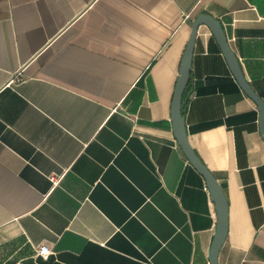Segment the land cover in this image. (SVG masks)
Returning a JSON list of instances; mask_svg holds the SVG:
<instances>
[{
  "label": "crops",
  "instance_id": "crops-1",
  "mask_svg": "<svg viewBox=\"0 0 264 264\" xmlns=\"http://www.w3.org/2000/svg\"><path fill=\"white\" fill-rule=\"evenodd\" d=\"M199 14L264 103V0H0V264H209L215 205L170 115ZM182 114L227 203L217 264H264L257 106L204 25Z\"/></svg>",
  "mask_w": 264,
  "mask_h": 264
},
{
  "label": "water",
  "instance_id": "water-1",
  "mask_svg": "<svg viewBox=\"0 0 264 264\" xmlns=\"http://www.w3.org/2000/svg\"><path fill=\"white\" fill-rule=\"evenodd\" d=\"M190 36L184 49L182 59L179 66L178 78L175 85L173 100L171 104V123L173 127V134L175 139L181 148L188 163L203 177L211 200L215 205V211L217 216V223L215 228V234L209 250V264H217V256L220 248L222 247L228 229L227 223V203L224 193L219 186L217 180L213 174L207 169V167L201 162L196 153L190 147L187 139L186 127L184 123V117L182 114V100L184 92L187 88L190 71L191 60L193 54V47L197 34V29L200 25H204L208 28L212 36L214 37L217 45L219 46L221 53L227 63V66L240 87L243 93L253 101L257 106L258 111V129L262 140L264 141V103L258 97L246 81L239 62L233 52L231 51L225 33L220 22L207 14H199L190 22Z\"/></svg>",
  "mask_w": 264,
  "mask_h": 264
},
{
  "label": "built area",
  "instance_id": "built-area-1",
  "mask_svg": "<svg viewBox=\"0 0 264 264\" xmlns=\"http://www.w3.org/2000/svg\"><path fill=\"white\" fill-rule=\"evenodd\" d=\"M61 176H55V175H51L49 177V180L51 181V183L53 185L58 184L59 180H60ZM52 254L50 248L47 245H40L36 248L35 250V255L36 257H39L43 260H47L48 257Z\"/></svg>",
  "mask_w": 264,
  "mask_h": 264
},
{
  "label": "trees",
  "instance_id": "trees-1",
  "mask_svg": "<svg viewBox=\"0 0 264 264\" xmlns=\"http://www.w3.org/2000/svg\"><path fill=\"white\" fill-rule=\"evenodd\" d=\"M186 91V90H185ZM185 93V92H184Z\"/></svg>",
  "mask_w": 264,
  "mask_h": 264
}]
</instances>
